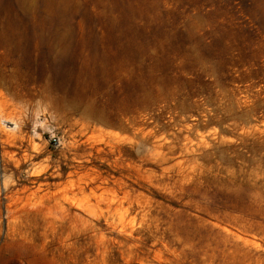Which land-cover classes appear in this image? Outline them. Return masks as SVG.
I'll list each match as a JSON object with an SVG mask.
<instances>
[{"label": "rangeland", "instance_id": "1", "mask_svg": "<svg viewBox=\"0 0 264 264\" xmlns=\"http://www.w3.org/2000/svg\"><path fill=\"white\" fill-rule=\"evenodd\" d=\"M21 1L0 0V34L32 30ZM50 1L79 57L184 48L142 101L137 77L0 61V264H264V0Z\"/></svg>", "mask_w": 264, "mask_h": 264}, {"label": "bare ground", "instance_id": "2", "mask_svg": "<svg viewBox=\"0 0 264 264\" xmlns=\"http://www.w3.org/2000/svg\"><path fill=\"white\" fill-rule=\"evenodd\" d=\"M53 4L50 0H43L42 12L37 15L39 6L36 2L22 0L21 7L33 14L32 30L15 23L18 26L16 30L0 34V61L12 66L13 78L26 75L25 71L35 72L38 77L44 76L43 82H110L116 77L120 80L122 76H126V80L137 77L141 80L138 82L141 90L135 97L142 101L147 93V84L160 82L168 74L161 64L169 58L165 54L184 48L182 40L173 36H132L127 37L129 45L123 50L126 55L95 51L90 58L79 57L72 37L58 29H51L52 20L46 13ZM54 8L58 12L62 10L59 4ZM110 40L117 42L120 38ZM121 83L127 86L130 82Z\"/></svg>", "mask_w": 264, "mask_h": 264}]
</instances>
